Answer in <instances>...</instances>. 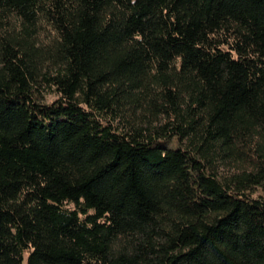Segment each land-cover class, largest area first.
<instances>
[{"label":"trees","instance_id":"obj_1","mask_svg":"<svg viewBox=\"0 0 264 264\" xmlns=\"http://www.w3.org/2000/svg\"><path fill=\"white\" fill-rule=\"evenodd\" d=\"M0 264H264V0H0Z\"/></svg>","mask_w":264,"mask_h":264},{"label":"rangeland","instance_id":"obj_2","mask_svg":"<svg viewBox=\"0 0 264 264\" xmlns=\"http://www.w3.org/2000/svg\"><path fill=\"white\" fill-rule=\"evenodd\" d=\"M50 95H45V98H42L44 101L47 100V99H50ZM162 144L166 147H176L177 146V140L175 137H172L171 139H169L168 141L166 142H162Z\"/></svg>","mask_w":264,"mask_h":264}]
</instances>
